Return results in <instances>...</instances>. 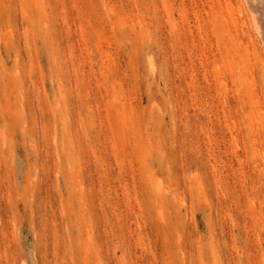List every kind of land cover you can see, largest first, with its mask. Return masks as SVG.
Here are the masks:
<instances>
[{"label": "rangeland", "instance_id": "374dc122", "mask_svg": "<svg viewBox=\"0 0 264 264\" xmlns=\"http://www.w3.org/2000/svg\"><path fill=\"white\" fill-rule=\"evenodd\" d=\"M250 17L245 0H0V264H264Z\"/></svg>", "mask_w": 264, "mask_h": 264}, {"label": "bare ground", "instance_id": "6f19581e", "mask_svg": "<svg viewBox=\"0 0 264 264\" xmlns=\"http://www.w3.org/2000/svg\"><path fill=\"white\" fill-rule=\"evenodd\" d=\"M210 2V1H209ZM229 2V1H228ZM249 13L251 15L250 18H252V25L254 28V31L258 32L260 36L264 35V0H245ZM211 3V2H210ZM228 4V3H227ZM229 5V4H228ZM214 7V6H213ZM244 7V6H243ZM229 8H232L231 5ZM251 21V19H250ZM245 26V25H242ZM226 27V26H225ZM252 28V27H251ZM263 34V35H262ZM257 38V37H256ZM258 41V40H257ZM264 41V40H263ZM247 47V46H246ZM233 50V48H232ZM250 51V50H249ZM264 64V63H263ZM262 64V65H263ZM261 65V66H262ZM218 66V65H217ZM264 66V65H263ZM219 68V67H217ZM264 69V67H261ZM218 70V69H217ZM216 71V69H215ZM264 71V70H263ZM217 72V71H216ZM217 74V73H216ZM260 75V74H259ZM218 76V75H217ZM239 89V88H238ZM254 90V88H252ZM240 90V89H239ZM239 92V91H238ZM262 93V92H261ZM242 96V95H241ZM246 96V95H245ZM252 105V104H251ZM253 109V108H252ZM262 111V110H261ZM252 113V112H251ZM259 114V113H258ZM262 119V117H261ZM260 119V120H261ZM257 120V119H256ZM263 120V119H262ZM258 121V120H257ZM262 122V121H261ZM254 141V140H253ZM252 141V142H253ZM251 142V143H252ZM254 143V142H253ZM259 170V169H258Z\"/></svg>", "mask_w": 264, "mask_h": 264}]
</instances>
